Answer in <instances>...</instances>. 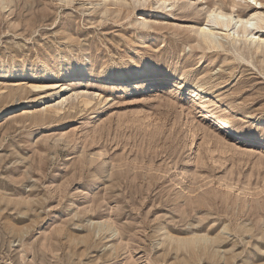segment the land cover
<instances>
[{"label": "rangeland", "instance_id": "obj_1", "mask_svg": "<svg viewBox=\"0 0 264 264\" xmlns=\"http://www.w3.org/2000/svg\"><path fill=\"white\" fill-rule=\"evenodd\" d=\"M217 4L264 15V0H0V264H264V26H216L207 47ZM145 73L164 80L121 89ZM194 235L221 242L198 257L179 241Z\"/></svg>", "mask_w": 264, "mask_h": 264}, {"label": "bare ground", "instance_id": "obj_2", "mask_svg": "<svg viewBox=\"0 0 264 264\" xmlns=\"http://www.w3.org/2000/svg\"><path fill=\"white\" fill-rule=\"evenodd\" d=\"M253 1H257V0H253ZM231 16H232V13L224 10L223 6L221 4H217L209 10L206 23L199 27V32L202 34L203 42L205 43V45L207 47L219 48L222 46V44L216 39V36H217L216 34H218L217 31L215 30L216 26H218L219 29H222L223 31H225L226 36H229V34H230V33L227 34L226 31H230L232 29L233 30L237 29L236 32L238 33V35H240V33H242V35L249 36L250 34L253 33V29L259 28V27L262 28L264 26V15L261 11H258V10L254 11L252 13H246V14L242 13V14L238 15L237 18H232ZM239 23H240V26H239ZM41 66L44 68L43 70H46L47 64L44 63ZM64 72H65L64 75L60 78L70 79L71 77H73L78 72L81 74L82 73L85 74L86 69L84 66L79 67V68H67V69H65ZM176 76H180V79L184 80V79H187L188 74L186 72H184V73L176 75ZM81 79H83V77ZM163 80H164V78L160 77L157 74L150 75L149 73H145L144 75H141V76L134 74L130 77H127L124 79H119L118 82L121 85V89H123V91H125V92H129V93H131V92H133V93L134 92L135 93L143 92V93H146V91L148 89L151 88V90H153L156 87V85L160 84L159 82H161ZM142 83H144V85H141ZM147 86H148V89L144 90ZM32 87L34 89H37V90L55 89L54 91L52 90L53 92H49L47 97L57 95V94L63 92L64 90H66V88H67L64 86V83L63 84L58 83L56 85H50L47 83L34 84V85H32ZM57 88H58V90H57ZM194 88L195 89H193V93H194L195 97H197V96L201 97L207 92V88L203 84H199L197 87H194ZM78 95H79V93H76V97H78ZM80 97H81V101L83 103H85L86 105L91 103V100L87 96L81 95ZM204 97L207 98L208 96L206 95ZM65 101L66 100H63L62 104ZM22 104L23 103L13 104V105H11V109L14 110V107H17V106L22 105ZM48 111L57 113L58 108H54V107L51 109L49 108ZM4 116H5L4 119H7V118L12 119L13 118V115H11L10 113H5ZM229 187H230V185H229ZM231 187L233 188V187H235V185H233ZM99 235H101V233ZM218 238H219V236L211 238L207 235L206 236L205 235L204 236L194 235L191 238H187V240L180 239L179 241L180 242H186L187 241V242L191 243L193 246V249L194 248L196 249V246H197L198 250L196 249V255L198 257H201V255H205L207 253L209 255L213 251L209 248V246H211V244L221 242V241H219ZM222 252H223V250H222Z\"/></svg>", "mask_w": 264, "mask_h": 264}]
</instances>
